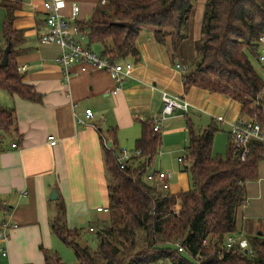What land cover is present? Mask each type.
<instances>
[{
	"label": "crops",
	"instance_id": "1",
	"mask_svg": "<svg viewBox=\"0 0 264 264\" xmlns=\"http://www.w3.org/2000/svg\"><path fill=\"white\" fill-rule=\"evenodd\" d=\"M43 1L20 0L13 20L18 32L13 58L18 68L26 66L21 71L24 82L34 87L42 101L26 100L0 88V106L12 109L16 119V130L5 133L0 129V232L3 223L9 226L6 239L0 233V247L8 251L7 256L0 254V264H45V251L57 237L52 221L61 207L70 229L91 232V227L96 230L108 219V212L98 210L109 205L105 147L132 152L128 165L142 163L135 153L136 141L142 135V122L161 113L164 92L185 97L190 106L188 112L177 110L163 121L157 154L161 159L186 152L189 123L196 131L202 122L205 128L215 124L222 131H217L213 149L218 145L220 150L224 143L228 147L231 125L239 120L242 108L239 102L205 89L192 87L185 92L183 77L195 56V41L202 36L204 7L197 32L190 38L194 6L187 37L175 59L169 46L157 42L152 29L142 30L136 42L138 56L125 60L133 63V72L114 94L115 83L107 71L82 72L74 64L67 77L56 62L60 48L40 42L45 30ZM5 3L0 0V57L8 45L2 31ZM67 3L80 6V22L100 20L108 6V0ZM91 49L101 53L100 45ZM257 65L264 78V63L257 61ZM261 99L264 108V92ZM87 109H92L94 119L90 124L78 123L77 117L84 118ZM51 136L55 145L50 144ZM155 159L148 172L161 171ZM54 188L58 197L51 199ZM245 193L237 226L247 238L264 226V160L259 163L258 177L246 183Z\"/></svg>",
	"mask_w": 264,
	"mask_h": 264
},
{
	"label": "trees",
	"instance_id": "2",
	"mask_svg": "<svg viewBox=\"0 0 264 264\" xmlns=\"http://www.w3.org/2000/svg\"><path fill=\"white\" fill-rule=\"evenodd\" d=\"M197 1L108 0L100 20L79 23L88 31L87 45H100L101 54L112 62L138 56L136 42L144 29H152L157 42L169 46L175 59ZM19 2L5 3L2 31L11 51L6 65L0 57V88L40 102L42 96L24 82L13 58L18 42L13 20ZM201 34L183 77L185 92L197 87L231 98L242 105L240 121L256 120L264 127V78L253 62H260L264 0H207ZM0 129L5 133L16 130L12 109L0 106ZM188 130L184 165L192 186L179 192L159 190L145 180L161 144L153 119L142 122L135 152H140L143 161L137 167L126 162L121 168L122 150L105 147L109 216L93 232L96 249L82 240V230L67 226L64 207L52 221L53 233L73 250L77 264H264V226L247 237L250 253L226 248L229 236H241L237 213L246 202V183L258 177L259 163L264 160L262 143L253 140L249 154L241 160L229 142L222 158L213 154L219 130L215 124L197 132L189 123ZM179 242L184 252L178 251ZM45 264L65 263L56 252L46 250Z\"/></svg>",
	"mask_w": 264,
	"mask_h": 264
},
{
	"label": "built area",
	"instance_id": "3",
	"mask_svg": "<svg viewBox=\"0 0 264 264\" xmlns=\"http://www.w3.org/2000/svg\"><path fill=\"white\" fill-rule=\"evenodd\" d=\"M103 3L106 0H102ZM43 8L45 10V30L39 35V40L42 44H55L60 48V53L56 58V62L65 70L68 77V69L74 64H78L82 72L92 70H105L110 75L115 83L114 94L120 90L127 76L133 72V63L131 61L112 62L106 56L92 50L87 45L88 31L79 23L78 15L80 6L72 4L68 6L67 0H44ZM69 8V12H67ZM260 54L259 61L264 63V37L259 39ZM183 71L185 67L178 65ZM20 71L26 70V66L19 67ZM164 107L159 115L153 118L154 131H160L162 123L165 119L172 116L177 110L188 112L190 103L183 96H173L167 92L163 93ZM94 119L92 109L85 111V117H77V122L80 124H90ZM222 120V117L218 118ZM253 140L260 141L263 145L264 153V127L256 120L240 121L233 123L229 132V142L234 154H237L241 160H245L250 152V143ZM50 144L55 145L56 139L51 136ZM16 146V145H13ZM139 154L140 152H135ZM133 156L132 152L122 150L119 155V163L121 168L126 166V162ZM181 163H185V156L179 157ZM145 180L159 190H170V174L162 171H151L145 175ZM99 211L108 212V208H99ZM9 228L8 223L1 225V237L6 239V230ZM94 232V227L90 228ZM239 247L241 250H248L250 246L248 239L243 236H229L226 241V248L231 249ZM179 252H184L185 247L182 243H177ZM0 254L8 255V251L0 247ZM151 264H159L153 262Z\"/></svg>",
	"mask_w": 264,
	"mask_h": 264
},
{
	"label": "rangeland",
	"instance_id": "4",
	"mask_svg": "<svg viewBox=\"0 0 264 264\" xmlns=\"http://www.w3.org/2000/svg\"><path fill=\"white\" fill-rule=\"evenodd\" d=\"M206 1L207 0H198L195 3L196 5H195L194 14L192 16L190 38L194 37L195 32H197L196 28L199 23L198 17L201 16ZM253 62L255 67L258 69L257 61L253 60ZM202 128H205V124H203V122L199 124L197 131L200 132ZM219 131L222 130L220 129ZM226 152H227V147L225 146V143L224 146L220 148V150L218 148V145L213 149V154L217 157L225 158ZM185 154L186 152L184 150L183 152H180L178 155L171 154L163 159L157 156L155 159L154 164L156 169L161 170L167 174H170V180H169L170 190H167L169 192H174V191L179 192L181 190L189 189L192 186L191 177L189 173L185 170V165L183 163L180 164L177 160L179 155H181L180 157H183ZM130 166L132 167L136 166V163H134V161H131ZM82 240L87 242L92 249H96L98 242L95 233L89 231L84 232L82 230ZM51 245L52 247L49 250L56 252L62 258L65 264H77L73 250L67 245H65L57 237H55L54 243L52 242Z\"/></svg>",
	"mask_w": 264,
	"mask_h": 264
},
{
	"label": "water",
	"instance_id": "5",
	"mask_svg": "<svg viewBox=\"0 0 264 264\" xmlns=\"http://www.w3.org/2000/svg\"><path fill=\"white\" fill-rule=\"evenodd\" d=\"M10 51H11V44L9 43L4 49L3 59H2L3 65H6L8 63ZM57 197H58L57 190L54 188L51 193V199H56ZM245 253H248V250H245Z\"/></svg>",
	"mask_w": 264,
	"mask_h": 264
}]
</instances>
